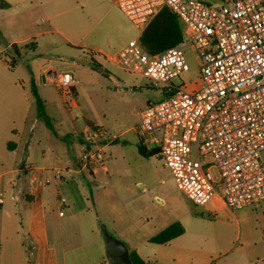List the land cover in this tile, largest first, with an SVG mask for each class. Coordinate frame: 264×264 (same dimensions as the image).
I'll use <instances>...</instances> for the list:
<instances>
[{"label":"rangeland","instance_id":"1","mask_svg":"<svg viewBox=\"0 0 264 264\" xmlns=\"http://www.w3.org/2000/svg\"><path fill=\"white\" fill-rule=\"evenodd\" d=\"M44 1L0 0V3H10L0 7V56L9 65L4 69L0 62V74L5 77L0 80V88L18 89L21 95L33 99L34 81L39 95L46 101L55 132L40 120L31 136L28 124L22 129L27 132L22 142L29 146V151L26 154L22 149L12 154L10 162L23 157L26 163L52 168L45 173V179H49L44 190L48 203L46 225L60 253L61 264H91V250L99 244L104 247L100 258L110 264L103 225L128 248H139L142 257L150 260L149 264H239L233 259L243 250H252L257 257L263 258L264 202L238 211L219 212L216 196L203 206L189 201L178 190L159 153L141 142L137 129L140 112L150 103L165 99L163 87L155 88L144 76L112 64L94 68L86 55L69 46L67 39L55 31L64 30L67 34L71 16L68 19L60 15L50 17L46 7L40 5ZM205 1L216 7L221 4V0ZM115 13L127 28L123 38L114 39L111 46L97 34H92L88 41L100 45L98 50L109 55L122 50L130 41L140 39L143 33L119 7ZM52 18L55 25L51 23ZM97 26L102 28L103 22ZM12 42L20 49L15 67H11L10 57L6 55ZM32 42L39 43L36 50L27 48ZM124 42L126 46L122 47ZM93 55L99 58L98 53ZM186 58L189 70L171 82L176 87L194 91L200 83V62L192 50L186 51ZM44 71H52L49 78L54 76V71L69 73L78 83L72 89L44 84ZM10 99L8 102L13 109V95ZM90 123L104 128L115 141L105 151L104 167H97L95 174L82 167L83 147L77 142L85 125ZM3 130V138L0 130V141L7 138L13 144L18 143L15 130H21L19 127L12 125V129ZM68 133L66 139L58 138ZM140 145L147 148L150 156L139 153ZM4 152L0 142V154ZM262 157L264 159V153ZM212 173L216 179L219 177L216 169ZM56 176H60V180H56ZM23 180L28 192L29 177L23 175ZM6 210L12 217L18 216L12 206L5 204L0 209V218L6 215ZM174 223L183 226V236L162 246L159 252L152 249L153 244L148 239ZM60 238L65 239L61 241ZM251 239L258 243V248L247 245ZM86 246L89 247L86 249ZM84 247L88 250L85 254ZM75 249H81L78 258L65 262L64 250ZM260 259L254 263L259 264Z\"/></svg>","mask_w":264,"mask_h":264},{"label":"built area","instance_id":"2","mask_svg":"<svg viewBox=\"0 0 264 264\" xmlns=\"http://www.w3.org/2000/svg\"><path fill=\"white\" fill-rule=\"evenodd\" d=\"M118 7L142 31L165 7L184 27V41L159 53L149 52L140 38L114 54H98L103 64L170 92L140 112L141 142L154 147L178 190L196 206L215 196L232 211L264 202V0H221L217 7L205 0H119ZM187 50L200 62L194 91L171 82L189 70ZM47 83L72 89L78 82L55 73ZM80 137V163L95 174L115 141L93 124Z\"/></svg>","mask_w":264,"mask_h":264},{"label":"crops","instance_id":"3","mask_svg":"<svg viewBox=\"0 0 264 264\" xmlns=\"http://www.w3.org/2000/svg\"><path fill=\"white\" fill-rule=\"evenodd\" d=\"M118 1L119 0H45L41 2L40 5L46 7L47 14L50 17L60 15L66 16L68 19V17L71 16L69 24L70 29L68 27L66 31L67 34L63 32L64 30L61 31L56 29L55 31L62 34L69 42V46L78 49L82 54L86 55V60L91 62V53L109 55L103 50H98V47H101L100 45L95 43L90 44L88 42L92 34H97L106 42L107 46H111L114 39L121 40L126 33L127 28L124 20L115 13L118 12ZM7 4L10 5V3ZM56 9L59 12H55ZM99 22H103L102 28L97 26ZM51 23H55L53 18L51 19ZM32 43H34V45L31 50H36L39 47V43ZM13 44L18 45L16 42H12L6 50V55L12 60L17 56L14 52H10ZM125 46L126 43L124 42L122 47ZM18 51L20 57L19 47ZM93 59L105 66L100 58L93 57ZM0 62L4 69H8V61L1 59ZM51 72L52 71L45 72L43 80H45ZM55 73L54 71L53 75ZM3 76V73L0 74L1 81L5 78ZM11 95H13L15 99V106L13 109L8 102ZM12 111L14 112L13 117ZM39 121L40 119L37 116V105L34 96L33 99H30L25 94L21 95L18 89L10 90L8 88H0V130H2V138L5 132L3 130L4 128H9L10 130V128L12 129V125H14L21 129L19 131L15 130L18 135H15L18 138L17 144H13L7 138L0 141L2 143V152L3 146L6 150V153L0 154V209L6 204L7 207L12 206L18 213V216L12 217L6 210V215L0 218V264H61L60 253L58 252L56 244L52 242L51 233L46 225L48 203L44 198V190L46 181L49 179H45V173L51 171L52 168L50 166H36L29 162L26 163L23 157H19L17 161L15 159L14 163L10 162L11 156H13L12 154L18 153L22 151V149L24 153L27 154L29 146L22 142V137L27 132L22 129L30 124L28 135L32 136L35 130L34 127L36 125L38 126ZM8 133H10V131H8ZM69 135L70 133L66 134L65 137L58 136V138L64 140ZM80 139L79 136L77 142L82 146ZM22 145H24L23 148ZM28 155L30 157L31 152H29ZM58 155L61 156L60 151H58ZM43 157H46V154H43ZM23 175L29 177L27 182V186L29 187L28 192L26 191ZM34 178L38 179L37 183H33ZM217 199L219 204L218 211L230 212L226 204L221 201L219 197H217ZM250 236H252L251 233ZM64 239L65 238L61 241H64ZM262 239L264 243V236ZM151 244H153L152 249L158 252L161 247L164 246L154 243ZM247 245L252 246V248H258V243L253 239L247 242ZM88 247L89 246H86V249ZM86 249L83 254L88 252ZM243 249L244 246L242 247V250ZM80 250L81 249L64 250L63 256L65 262L67 261L68 263V261L71 262L73 259L78 258V252ZM103 250L104 247L101 244L93 251L91 250V264H107L100 258L103 254ZM131 250L137 251L142 257V252L139 248ZM252 252V250L250 252L243 250L241 253L237 254L233 260L239 264H255L254 262L260 258L257 257V254H253ZM143 259L148 264L150 263V260L147 261L145 258ZM147 259L150 258L147 257Z\"/></svg>","mask_w":264,"mask_h":264},{"label":"trees","instance_id":"4","mask_svg":"<svg viewBox=\"0 0 264 264\" xmlns=\"http://www.w3.org/2000/svg\"><path fill=\"white\" fill-rule=\"evenodd\" d=\"M8 4L0 3V7H7ZM184 41V27L179 17L169 8H163L155 17H153L147 26L145 27L142 36L141 42L146 47V49L151 53H159L168 48L179 45ZM34 43L27 45V48L32 49ZM11 49L14 54H18V47L16 44H13ZM92 54L91 64L94 68L100 69L102 65L93 59L94 55ZM11 67H15L16 59H10ZM32 94L35 98L37 105V116L43 121L48 128L55 132L52 125V120L49 117L46 109V101L39 95L38 88L35 85L34 81L32 82L31 87ZM165 96L170 94V92H164ZM91 124V123H90ZM81 138V137H80ZM81 140V139H80ZM150 156V153H148ZM184 228L180 223H174L159 232L157 235L149 239L150 243L167 245L175 238H178L184 234ZM130 254L134 264H148L135 250L130 249ZM110 264H113L110 261Z\"/></svg>","mask_w":264,"mask_h":264},{"label":"water","instance_id":"5","mask_svg":"<svg viewBox=\"0 0 264 264\" xmlns=\"http://www.w3.org/2000/svg\"><path fill=\"white\" fill-rule=\"evenodd\" d=\"M139 153L144 157L148 156V151L143 145H140ZM101 228L106 239L107 253L110 261L113 264H134L130 249L126 244L112 236L106 226L103 225Z\"/></svg>","mask_w":264,"mask_h":264}]
</instances>
